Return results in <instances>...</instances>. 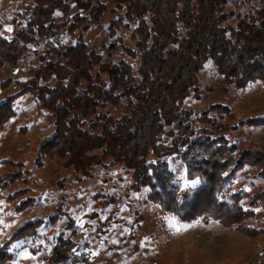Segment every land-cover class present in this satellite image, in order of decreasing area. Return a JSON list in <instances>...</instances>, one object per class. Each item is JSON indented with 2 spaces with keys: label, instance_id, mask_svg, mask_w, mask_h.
I'll use <instances>...</instances> for the list:
<instances>
[{
  "label": "trees",
  "instance_id": "16d2710c",
  "mask_svg": "<svg viewBox=\"0 0 264 264\" xmlns=\"http://www.w3.org/2000/svg\"><path fill=\"white\" fill-rule=\"evenodd\" d=\"M29 1L14 11L12 36L3 33L0 16V70L10 63L21 66L18 75L0 79L4 90L15 84L0 98V128L17 116V101L31 95L53 128L39 144L36 166L57 158L83 179L109 157L130 175L128 189L145 190L144 199L157 212L182 222L216 220L242 235L258 233L247 223L258 206L232 186L249 167L264 177V150L244 145L238 135L260 118H239L222 101L200 109L187 100L202 97L209 62L227 92L231 85L264 86V0ZM64 29L72 41L61 47L50 43ZM33 56L39 59L30 72L22 64ZM84 96L93 112L76 104ZM167 158L179 159L187 179L198 184L184 188L181 169ZM0 167V191L27 183L30 171L23 161L5 157ZM30 191L20 186L6 198L19 199L15 208L24 211L36 199ZM96 198L109 205L123 195L100 191ZM41 221L0 241V264H14V241L39 232ZM73 231L50 236L54 246L44 257L47 264L89 263Z\"/></svg>",
  "mask_w": 264,
  "mask_h": 264
},
{
  "label": "rangeland",
  "instance_id": "374dc122",
  "mask_svg": "<svg viewBox=\"0 0 264 264\" xmlns=\"http://www.w3.org/2000/svg\"><path fill=\"white\" fill-rule=\"evenodd\" d=\"M29 2L0 0L6 36H12L14 11L23 9ZM76 11L74 8L72 14ZM63 31L50 43L61 47L71 42L70 34ZM94 36L97 41L100 39L98 33ZM44 46L40 43L37 48L41 50ZM38 59L30 57L22 65L31 72ZM20 72L18 63H10L5 70H0V79ZM224 86L214 64L207 63L202 72V97L189 98L187 105L201 109L210 102L222 101L231 104L239 118H260L257 125H244L238 135L244 145L264 150L263 84L253 82L244 88L231 85L228 92ZM14 88L15 84L6 90L0 87V98ZM76 104L93 112L87 96L76 100ZM17 110V116L0 128V160L5 157L21 160L30 172L26 184L0 191V241H7L15 231L36 218L43 221L39 232L36 226L33 230L37 233L26 232L24 237L14 241L12 249L17 256L14 264H47L44 257L54 246L50 236L73 228L75 232L71 234L78 242L82 241L88 264H264V177L254 175L251 167L246 168L249 172L237 175L232 187L242 191L244 200L258 206L247 220L259 229L258 233L242 235L216 220L206 222L200 218L182 222L175 216L157 212L156 205L144 199L145 190H129L130 175L109 157L106 163L94 167L95 175L83 179L75 178L72 168L64 167L57 158L36 166L39 144L53 132L51 117L38 111L28 94L17 101ZM112 111L118 113L116 107ZM137 116L142 126L144 115L138 112ZM167 159L173 167L181 169L184 188L198 184V180L187 179V168L179 159ZM24 185L31 188L30 193L36 199L30 208L20 211L15 208L19 199L6 198V194ZM100 191L123 195V198L108 205L103 198H96Z\"/></svg>",
  "mask_w": 264,
  "mask_h": 264
},
{
  "label": "snow or ice",
  "instance_id": "6c2138e0",
  "mask_svg": "<svg viewBox=\"0 0 264 264\" xmlns=\"http://www.w3.org/2000/svg\"><path fill=\"white\" fill-rule=\"evenodd\" d=\"M9 30H11V29H9Z\"/></svg>",
  "mask_w": 264,
  "mask_h": 264
}]
</instances>
